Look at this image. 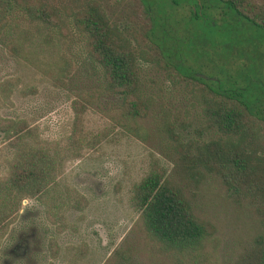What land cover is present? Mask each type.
<instances>
[{"label": "rangeland", "instance_id": "1", "mask_svg": "<svg viewBox=\"0 0 264 264\" xmlns=\"http://www.w3.org/2000/svg\"><path fill=\"white\" fill-rule=\"evenodd\" d=\"M98 1L109 24L120 27L137 50L138 89L148 105L143 116L119 114L120 98L104 88L103 67L88 53L82 31L68 20H30L0 0V124L23 123V132L30 128L27 144L48 146L61 157L41 192L45 198L33 197L42 205L43 198L44 211L54 210L64 223L60 231L58 222L45 224L56 246H47L39 264H178L145 234L130 203L134 183L151 167L183 185L193 211L213 226L199 264H250L253 245L264 242V216L213 175L180 174L173 160L172 133L179 141L214 135L185 87L189 73L174 79L168 71L173 65L138 54L156 52L146 46L148 19L140 0ZM145 3L167 18L184 67L214 79L218 88L264 99V29L235 18L218 0ZM129 32L139 36L138 46ZM72 139L77 145H69ZM13 150L0 130V176Z\"/></svg>", "mask_w": 264, "mask_h": 264}, {"label": "trees", "instance_id": "2", "mask_svg": "<svg viewBox=\"0 0 264 264\" xmlns=\"http://www.w3.org/2000/svg\"><path fill=\"white\" fill-rule=\"evenodd\" d=\"M7 1V8H20L30 20L58 25L68 20L82 31L88 53L103 67L104 88L120 98L119 114L132 119L146 113L148 105L139 92L134 63L137 50L120 27L109 24L98 0ZM197 1L204 4L207 0ZM218 1L238 16L235 18L264 29V0ZM140 2L148 19L146 46L156 52L154 55L139 49L138 54L160 62L165 68L173 65L174 70L168 71L174 74V79L189 73L185 87L199 103L205 127L214 131L209 138L186 141H179L172 133L176 143L173 160L179 173L195 179L213 175L230 194L253 204L264 216V99L244 96L235 89L218 88L214 79L184 67L174 37L171 39L167 18L155 15L145 0ZM130 36L138 46L139 36L134 32ZM23 126L11 119L0 124V130L14 148L7 172L0 176V234L3 223L16 212L21 199L45 190L61 162L57 150L27 144L30 128L23 132ZM71 141L69 145H77L75 139ZM130 203L138 212L145 234L158 249L175 256L178 264H199L201 249L213 226L193 211L183 185L162 169L151 167L134 183ZM252 249L250 264H264V242L256 241Z\"/></svg>", "mask_w": 264, "mask_h": 264}, {"label": "flooded vegetation", "instance_id": "3", "mask_svg": "<svg viewBox=\"0 0 264 264\" xmlns=\"http://www.w3.org/2000/svg\"><path fill=\"white\" fill-rule=\"evenodd\" d=\"M41 194L37 192L26 196L17 211L3 223V234L0 239V264H39L47 255V246L49 249L51 246H56L55 238L49 234V229L45 227V224L58 222L57 225L55 224V229L60 231L64 223L59 221L61 218L54 213V210L44 211L43 205L47 206V203ZM36 196L43 197L40 199L43 205L33 198ZM52 199V197L49 198V200ZM52 203L53 201H50L51 205ZM53 206L56 205L53 204Z\"/></svg>", "mask_w": 264, "mask_h": 264}]
</instances>
